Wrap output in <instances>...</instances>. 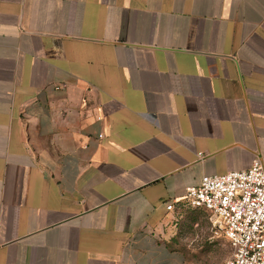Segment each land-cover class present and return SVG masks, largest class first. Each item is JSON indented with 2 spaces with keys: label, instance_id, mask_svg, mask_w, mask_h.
Wrapping results in <instances>:
<instances>
[{
  "label": "crops",
  "instance_id": "0c3cea01",
  "mask_svg": "<svg viewBox=\"0 0 264 264\" xmlns=\"http://www.w3.org/2000/svg\"><path fill=\"white\" fill-rule=\"evenodd\" d=\"M256 160L264 0H0V264H186Z\"/></svg>",
  "mask_w": 264,
  "mask_h": 264
},
{
  "label": "built area",
  "instance_id": "2783aa9c",
  "mask_svg": "<svg viewBox=\"0 0 264 264\" xmlns=\"http://www.w3.org/2000/svg\"><path fill=\"white\" fill-rule=\"evenodd\" d=\"M183 201L204 211L212 234L228 242L231 254L223 264H264V163L256 160L246 171L204 176Z\"/></svg>",
  "mask_w": 264,
  "mask_h": 264
},
{
  "label": "rangeland",
  "instance_id": "374dc122",
  "mask_svg": "<svg viewBox=\"0 0 264 264\" xmlns=\"http://www.w3.org/2000/svg\"><path fill=\"white\" fill-rule=\"evenodd\" d=\"M207 221V220H206ZM183 227L180 245L186 264H223L231 254L224 239L216 237L208 229Z\"/></svg>",
  "mask_w": 264,
  "mask_h": 264
}]
</instances>
